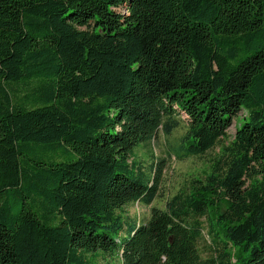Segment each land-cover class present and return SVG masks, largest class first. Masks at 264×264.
I'll use <instances>...</instances> for the list:
<instances>
[{
    "label": "trees",
    "instance_id": "16d2710c",
    "mask_svg": "<svg viewBox=\"0 0 264 264\" xmlns=\"http://www.w3.org/2000/svg\"><path fill=\"white\" fill-rule=\"evenodd\" d=\"M159 133L221 152L127 221L160 196L165 159L135 154ZM99 254L264 264V0H0V264Z\"/></svg>",
    "mask_w": 264,
    "mask_h": 264
},
{
    "label": "rangeland",
    "instance_id": "374dc122",
    "mask_svg": "<svg viewBox=\"0 0 264 264\" xmlns=\"http://www.w3.org/2000/svg\"><path fill=\"white\" fill-rule=\"evenodd\" d=\"M245 117V113L241 111L238 117L234 119L226 130L225 144H228L235 133V128L238 126L240 120ZM182 131H177L168 141L177 139ZM167 138L159 133L156 138L146 144H141L135 149V154L143 166H148L153 158L162 157L165 159V166L162 171V178L160 183V196L157 197L150 205H143L137 202L128 203L122 207V214L127 221L134 220L136 223L143 222L149 214L152 206L162 208L166 198L176 193L180 188L187 187L193 178L203 179L205 174L209 172L211 163L216 159L221 147L218 144L214 148L208 150L201 157H190L183 160L170 158L165 154V147H167ZM99 264H119L120 259L118 255H103L99 254L96 258Z\"/></svg>",
    "mask_w": 264,
    "mask_h": 264
}]
</instances>
